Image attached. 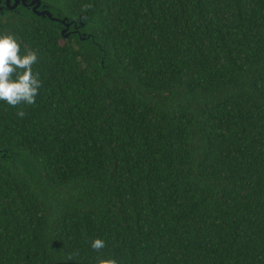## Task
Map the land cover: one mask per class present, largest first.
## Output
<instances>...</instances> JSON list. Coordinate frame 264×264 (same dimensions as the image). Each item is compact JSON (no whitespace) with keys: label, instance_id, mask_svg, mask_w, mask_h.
<instances>
[{"label":"trees","instance_id":"1","mask_svg":"<svg viewBox=\"0 0 264 264\" xmlns=\"http://www.w3.org/2000/svg\"><path fill=\"white\" fill-rule=\"evenodd\" d=\"M43 1L94 40L0 18L42 83L0 101V264H264V0Z\"/></svg>","mask_w":264,"mask_h":264},{"label":"clouds","instance_id":"2","mask_svg":"<svg viewBox=\"0 0 264 264\" xmlns=\"http://www.w3.org/2000/svg\"><path fill=\"white\" fill-rule=\"evenodd\" d=\"M92 7V4H84L83 10L88 11ZM37 62L38 50L26 47L21 54L17 37L7 32L0 35V101L12 107L35 104L42 86L39 72L33 71V65ZM17 115L23 118L26 113L21 108ZM90 243L91 248L97 252L106 247L105 241L99 238ZM77 254H70L67 260H73ZM94 264H117V261L114 258L97 256Z\"/></svg>","mask_w":264,"mask_h":264},{"label":"water","instance_id":"3","mask_svg":"<svg viewBox=\"0 0 264 264\" xmlns=\"http://www.w3.org/2000/svg\"><path fill=\"white\" fill-rule=\"evenodd\" d=\"M55 9L51 8L43 0H0V18L6 13H14L21 16L33 15L36 19H47L50 22H56L60 24L61 35L64 39H68L71 35L77 36L81 41H86L94 36L86 32H82L81 29L85 27V22L79 19V21L71 20L67 17L61 18V15L57 13L55 15ZM87 19V16H85ZM0 27L3 25L0 22ZM71 27L74 30L71 31ZM8 157V150H0V160H6Z\"/></svg>","mask_w":264,"mask_h":264}]
</instances>
